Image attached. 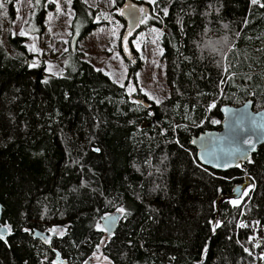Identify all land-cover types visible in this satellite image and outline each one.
Segmentation results:
<instances>
[{"label": "trees", "instance_id": "1", "mask_svg": "<svg viewBox=\"0 0 264 264\" xmlns=\"http://www.w3.org/2000/svg\"><path fill=\"white\" fill-rule=\"evenodd\" d=\"M146 2V24L161 30L167 84L159 103L144 99L149 106L71 48L60 74L46 72L25 36L2 34L0 22V220L10 232L0 239V264H51L54 249L67 264H85L97 249L108 259L101 264L264 257V143L224 171L201 164L189 143L219 127L220 104L264 106V0ZM2 4L11 19L12 1ZM70 7L72 27L83 20L78 38L94 26L96 7ZM243 180L248 194L234 206ZM119 208L114 231H98L100 215ZM32 228L63 234L46 242Z\"/></svg>", "mask_w": 264, "mask_h": 264}, {"label": "rangeland", "instance_id": "2", "mask_svg": "<svg viewBox=\"0 0 264 264\" xmlns=\"http://www.w3.org/2000/svg\"><path fill=\"white\" fill-rule=\"evenodd\" d=\"M3 1L5 0H0V4ZM11 1L13 4L11 19L7 18L3 9L0 11L1 32L3 34L8 30L12 34H20L23 31L27 47L33 51V58L44 62L46 72L53 75L60 74L71 57V51L76 50L80 58L102 70L116 83L123 84L126 92L131 96L157 102L166 94L164 61L159 45L160 28L146 23L139 24L130 36L131 48L124 55L120 45L122 44L124 49L123 37L129 30L125 31L122 19L116 14L119 8L113 6L110 0H83L90 6L96 7L93 17L95 24L84 35L76 37L74 47L71 48L69 47L71 37L73 34H78L83 20L76 21L72 27L73 10L69 0H56V2L39 0V3L37 0ZM136 1H141L145 6L146 1L149 0ZM57 4L60 7L59 12ZM40 7L44 10L38 29L36 15ZM104 16L109 18L97 19ZM64 49L67 51L65 52ZM128 53L136 59L134 62L128 57ZM129 65H134L131 74L128 73ZM129 86L134 90L129 92ZM240 185L237 192L230 196V201L242 196L239 199L241 201L244 197L241 193L247 192L250 182L243 180ZM114 212L118 214L119 211L116 209ZM262 237L264 238V229ZM93 254L90 264L108 262L100 249ZM257 264H264V257Z\"/></svg>", "mask_w": 264, "mask_h": 264}, {"label": "water", "instance_id": "3", "mask_svg": "<svg viewBox=\"0 0 264 264\" xmlns=\"http://www.w3.org/2000/svg\"><path fill=\"white\" fill-rule=\"evenodd\" d=\"M119 9L124 10L123 15H121L119 11L117 12L124 22L125 31H128L129 29L134 31L139 25L135 24V21L140 18L138 7L132 3L131 0H128L126 4L120 6ZM76 37L77 34H73L71 37V48L74 47ZM133 60L134 58H132L131 61ZM135 99L140 101L144 106L150 105L147 101L142 100L141 98ZM218 108L222 115L219 127L206 128L191 135L189 143L195 148V156L201 164L216 170L224 171L241 165L246 158L256 150L260 143H264V106L258 109H253L251 100L245 99L243 102L235 105L223 103L220 104ZM249 138L253 141L251 146L242 142ZM225 163L228 165L227 167L218 166ZM239 187L235 189V193ZM241 197L242 196L238 199ZM117 220L118 215L115 212L106 213L99 217L100 225L108 229V231H105L106 234H110L114 231ZM58 227L65 229L64 225ZM5 228H7V226L0 220V233L3 234V238L0 239L2 240H4L10 233L9 230L5 232ZM51 229L53 228L47 230L32 228L31 236L39 237L43 240L44 237H48L52 232L50 231ZM53 253L54 255L50 260L51 264H60V262L65 261L56 249L53 250Z\"/></svg>", "mask_w": 264, "mask_h": 264}, {"label": "snow or ice", "instance_id": "4", "mask_svg": "<svg viewBox=\"0 0 264 264\" xmlns=\"http://www.w3.org/2000/svg\"><path fill=\"white\" fill-rule=\"evenodd\" d=\"M52 2H56V0H52ZM69 2H70V0H69ZM149 2L155 4V3H156V0H149ZM250 2H251L253 5H257V4H259V0H250ZM37 3H39V0H37ZM110 3H111V4H115V3H116V0H110ZM260 6H261V7H264V5H260ZM0 8H3V4H0ZM117 10L120 12L121 15L124 14V10H123V9H117ZM57 11H58V12L60 11V7H59L58 4H57ZM164 11H165V14H167V10L165 9ZM138 12H139L140 14H142V15L140 16V18H138V19L135 21V24L138 25V24H144V23H146V22H147V19H148V13H147L146 9L143 8V7H140V8L138 9ZM101 18H103V19H108L109 17H107V16H104V17H97V19H101ZM20 34H21V35H24L25 33L22 31ZM113 35H115V31H114V30H113ZM129 35H131V29H129L128 34L125 35V36L123 37L124 50H125V51L128 50V49H127V46H128V36H129ZM64 51L66 52L67 49H64ZM118 55H119V54H117V56H118ZM33 66H35V65H33ZM121 87H124V85L121 84ZM128 90H129V92H131V91H133L134 89H133L131 86H129V89H128ZM137 103H139V102H137ZM157 103H159V101H157ZM211 107H215V105H211ZM212 122H213V123H219V121H215V120L212 121ZM242 142L245 143V144H248V145H250V146L253 144V141H252L251 138H249V139H247V140H244V141H242ZM97 151H98V149H97ZM209 162H211V161H209ZM218 166H220V167H227L228 165L225 163V164H220V165H218ZM253 187H254V186H253ZM251 190H252V189H249V191H251ZM241 194H242V195H247L248 193H247V192H243V193H241ZM231 203H232L234 206H236V205H238V204L240 203V201H239V199H235V200H232ZM118 211H119L120 213H122V214L125 213V209H124V208H119ZM257 223H259V222H257ZM214 226H215V227H218V226H219V222H215ZM95 227L97 228L98 231H108V229L102 227L99 223H97V224L95 225ZM240 227H248V225L241 224ZM4 231L7 232L8 229L5 228ZM25 231H28V230L25 229ZM50 231L58 232L59 234H63V230H62V229L58 230V229L53 228V229H51ZM0 238H3V234H2V233H0ZM44 239H45V241L47 242L48 238H47V237H44ZM253 239H254V238H253ZM246 251H247V249H246Z\"/></svg>", "mask_w": 264, "mask_h": 264}, {"label": "flooded vegetation", "instance_id": "5", "mask_svg": "<svg viewBox=\"0 0 264 264\" xmlns=\"http://www.w3.org/2000/svg\"><path fill=\"white\" fill-rule=\"evenodd\" d=\"M130 2V1H129ZM131 2L132 3H134L137 7H138V9L140 8V7H143V8H145L146 9V11L148 12V7H147V4L144 6L143 5V3L141 2V1H136V0H131ZM120 8V7H119ZM116 14H118V12L116 11ZM142 14H140V16H141ZM121 18V17H120ZM122 19V18H121ZM123 21V20H122ZM123 25H124V22H123ZM125 27V26H124ZM136 29V28H135ZM134 29V30H135ZM131 33H133V31L131 30ZM129 46H127V49H130L131 47H129ZM121 49H122V51H123V54L125 55V53L127 52V51H124V49L121 47ZM128 57H130V59L132 60V58H134L130 53H128ZM136 59L134 58V60H133V62L135 61ZM132 63V62H131ZM136 98V97H135ZM44 240V239H43ZM93 256V255H92ZM90 262H91V258L88 260V262H86L85 264H90ZM60 264H67V262H66V260L65 261H63V262H60Z\"/></svg>", "mask_w": 264, "mask_h": 264}, {"label": "built area", "instance_id": "6", "mask_svg": "<svg viewBox=\"0 0 264 264\" xmlns=\"http://www.w3.org/2000/svg\"><path fill=\"white\" fill-rule=\"evenodd\" d=\"M211 103H213V102H211Z\"/></svg>", "mask_w": 264, "mask_h": 264}, {"label": "bare ground", "instance_id": "7", "mask_svg": "<svg viewBox=\"0 0 264 264\" xmlns=\"http://www.w3.org/2000/svg\"><path fill=\"white\" fill-rule=\"evenodd\" d=\"M239 197V196H238Z\"/></svg>", "mask_w": 264, "mask_h": 264}]
</instances>
